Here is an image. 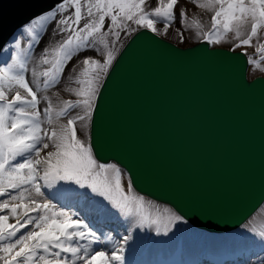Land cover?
I'll return each instance as SVG.
<instances>
[{
    "label": "snow or ice",
    "instance_id": "1",
    "mask_svg": "<svg viewBox=\"0 0 264 264\" xmlns=\"http://www.w3.org/2000/svg\"><path fill=\"white\" fill-rule=\"evenodd\" d=\"M191 2L214 13L213 31L197 33L211 38L212 43H219L231 32L239 39L236 47H240L264 35V0ZM151 3L152 0H61L24 27L30 37L29 48L39 45L52 23L53 35L60 37L54 47L41 50L40 70L32 68L29 75V66L20 51L11 54V62L0 67V197H7L0 200V212L8 210V215H0L3 264H125V246L136 229L166 235L176 221L185 220L184 216L165 215L159 209L152 212L155 206L134 192L130 176L117 164L96 159L87 131L101 79L116 59L109 44L121 41L122 32L130 35L138 28L163 35L175 22L179 0H157L156 7ZM179 16L183 27L202 28L198 19L189 20L183 7ZM248 23L250 33L240 39L241 28ZM158 24L162 27L158 28ZM177 35L184 37L179 29ZM97 45H103V49ZM14 47L19 49L20 42ZM89 49L100 53V58L85 55L84 50ZM255 50L264 53V43H258ZM261 61L264 55L259 61L249 57V63L257 68H261ZM65 79L68 85L63 91L70 98L60 99L56 93L58 103H54L43 95V91L56 88ZM42 115L47 117V126ZM78 129L82 138L77 135ZM122 180L126 181L127 191ZM72 185L90 190L83 195L102 198L117 215L129 220L127 235L117 242H113L112 233L102 239L103 233L78 212L53 202L77 192ZM10 216L15 218L14 224L8 222ZM108 242L120 246L109 249ZM101 245L104 247L100 250L94 247Z\"/></svg>",
    "mask_w": 264,
    "mask_h": 264
},
{
    "label": "water",
    "instance_id": "2",
    "mask_svg": "<svg viewBox=\"0 0 264 264\" xmlns=\"http://www.w3.org/2000/svg\"><path fill=\"white\" fill-rule=\"evenodd\" d=\"M61 0H0V54L16 32ZM245 51L190 46L150 29L127 40L95 99L96 159L195 228L224 234L264 204V75ZM211 225V226H209Z\"/></svg>",
    "mask_w": 264,
    "mask_h": 264
},
{
    "label": "rangeland",
    "instance_id": "3",
    "mask_svg": "<svg viewBox=\"0 0 264 264\" xmlns=\"http://www.w3.org/2000/svg\"><path fill=\"white\" fill-rule=\"evenodd\" d=\"M177 5L176 9L179 7V11L182 7L187 10L189 20L193 18L198 19L202 28L199 30L196 28L189 29L181 25V27L185 30L184 37L181 39L177 35L178 28L176 24L173 23L172 26L169 27V30L172 29L173 31H167V33L161 36L183 47L190 46L204 40V36L198 35L197 33L198 31L206 33L205 27H208L210 24L211 17L214 13L212 11L199 8L196 4H193L191 0H179ZM156 6L157 0L151 3V7ZM178 21L180 22V19ZM24 27H22L20 31L14 35L13 39L15 40L12 39V41L4 48V51L0 56V67H3L5 63L11 62V54H14L17 51H20L21 53L23 52L20 48H15L14 45H16L17 40L22 34L26 35ZM157 27L160 28L162 25L158 24ZM250 29V23L244 25L241 28L242 35L240 38L249 34ZM262 39H264V35H261L259 41H257L256 38H253L252 44L241 45L240 47H236V45L239 44V39L235 38L234 33L231 32L228 33L224 39L220 40L219 43H212L211 38L207 40L211 42L212 46L219 44L223 47H231V49L234 50L245 51L249 57L259 61L264 53H258L255 49L257 44ZM29 42L30 40L25 42V45L23 46L24 51L27 53L32 50V48H29ZM90 56L100 58L99 54H90ZM251 74H256L254 77L257 75H264V61H261V68H257L254 64L249 63L248 75L252 78ZM54 114L55 112L51 115ZM45 126H47V124H45ZM87 131L89 134V126ZM78 136H81V133ZM46 151L47 150H45V153ZM45 153H42V155ZM71 187L77 188L78 191L71 193L65 198V200L61 201L60 199H53L52 197L49 198L53 199V202L58 204L60 207H66L70 211L78 212L81 218L88 220L90 224L101 233L104 234L106 231L105 236L102 235V239H105L108 233H112L113 242H117L120 240L122 235H127L126 229L130 226L129 220L125 219L122 215H117L114 210L107 206L106 202H102V198L96 197L94 194L83 195L86 191L90 193V190L79 189V187L75 185H72ZM125 190L127 191L126 187ZM133 190L135 193L144 196L146 200L153 203L155 207L151 209L152 212L159 209V211L165 215L170 213L179 215L169 205L140 194L136 192L134 188ZM3 199H7V197H0V200ZM165 209H168L169 212L165 213ZM0 215H8V210L0 212ZM252 217L253 220H250ZM252 217L245 222L242 228L224 234L210 233L195 228L185 220L176 221L171 231H169L166 235L163 234V232L157 234L154 230L136 229L133 232V239L127 244L129 250L126 257L129 260L128 264H139L141 258L147 254H149L151 259L155 261L160 259L164 264H169L172 261L179 262V264H193L196 262V259H200L203 256L210 254L213 250L212 248H223L225 259L235 258L236 256H234V254H238V256H240L241 252L245 253V255H252L257 251V249L264 248L262 245L264 242V235H261V233H264V204ZM13 220H15V218L10 216L8 222L12 223ZM100 224H103L104 228L100 227ZM245 225H247V227H245ZM113 242H108L107 248L110 249L113 246L118 245V243L114 244ZM94 247L97 250H100L104 246L101 245ZM177 257H180V259L177 260ZM236 260H238V258ZM235 263L236 262H233V264ZM0 264H3V262L0 261ZM256 264H264V259Z\"/></svg>",
    "mask_w": 264,
    "mask_h": 264
},
{
    "label": "bare ground",
    "instance_id": "4",
    "mask_svg": "<svg viewBox=\"0 0 264 264\" xmlns=\"http://www.w3.org/2000/svg\"><path fill=\"white\" fill-rule=\"evenodd\" d=\"M154 1L155 0H152V3ZM69 11H72V10H69ZM179 12L180 11H179V7H178L176 9V17L177 18H176L174 23L176 24L177 28L184 33L185 30L181 27V23L178 21L180 19ZM129 23L131 24L132 22H129ZM107 26H108V21L106 20V28H107ZM54 27H55L54 23L50 24V26L47 27L46 34L43 35L42 39L39 42V45L38 46L34 45L32 47V50L29 53L25 52L23 49L25 42L30 40L29 36L27 34L26 35L22 34L19 37V39L17 40L20 42L19 48L23 51L21 54L23 55L24 53H27V56L23 55V58L26 60L28 66H29V73H28L29 75H30L32 68H35L37 71H39L40 68L42 67V66L38 65V59H39V55L41 54V50L44 49L46 46L54 47L56 45V43L59 41L60 37L53 35V28ZM132 27H138V26H136L135 24H132ZM19 31H20V29L17 32H19ZM168 31L172 32L173 30L168 29ZM132 35H133V33H131L129 35V34H125V32H122L121 33V41H118L114 46L109 44V47L113 48L114 52L116 53V56L118 55V53L121 51V49L123 48V46L125 45L127 40ZM12 39H13V37H12ZM13 40H15V39H13ZM109 40H111V37H109ZM97 47L100 49H103V45H97ZM84 54L85 55H90V54H99L100 55V53H98L94 50H90V49L84 50ZM28 57H31V59H28ZM254 75H256V74H251L252 77H254ZM105 76L102 77L101 83H102ZM67 85H68V81H67V79H65L62 81L61 85L57 86L56 88L43 91V95L51 97L53 99L54 103H58L57 96L55 95L56 93H59L60 99L70 98L69 94L63 91V88L66 87ZM34 90H36V89H34ZM38 94H40L39 90H38ZM44 106L45 105L42 102L40 107L43 108ZM52 116H53V118H55V114ZM42 120H44L45 124H47L46 123V121H47L46 116L42 115ZM45 124H44V126H45ZM79 134H80V131L78 129L77 135H79ZM122 172L124 174H126L127 176H129L125 170L122 169ZM123 183H125V187L127 188L126 181H123ZM250 220H253V217ZM244 224L241 227H239L238 229L242 228L244 226ZM190 225H192V224H190ZM99 226L104 228L103 224H100ZM192 226L195 227L194 225H192ZM105 234H106V231L104 232L103 235L105 236ZM262 245L264 246V242L262 243ZM119 246H120L119 244L117 246L115 245V247H119ZM212 249L213 250L211 251L210 254L205 255L200 259H196V262H194L193 264H233V262H236L235 264H239V263L240 264H256V263L260 262L262 259H264V252H263L264 248L257 249V251L252 255L251 254L245 255V253H243V252L240 253V256H238V254H234V256H236V257L232 258V259H225L223 248L222 249L221 248H212ZM128 253H129V250H128V247L126 245L125 246V252H124L125 264L129 263V260L126 258ZM237 258H238V260H236ZM178 259H180V257H177V260ZM139 264H164V263L160 259H158L157 261L151 259L149 257V254H147L143 258H141V261ZM169 264H179V262L172 261Z\"/></svg>",
    "mask_w": 264,
    "mask_h": 264
},
{
    "label": "trees",
    "instance_id": "5",
    "mask_svg": "<svg viewBox=\"0 0 264 264\" xmlns=\"http://www.w3.org/2000/svg\"><path fill=\"white\" fill-rule=\"evenodd\" d=\"M205 29H206V33H209V32H212V28H211V22H210V24L208 25V27L206 26L205 27ZM247 36V35H246ZM246 36L245 37H243V38H240V39H244V38H246ZM239 41V40H238ZM261 42H264V39H262L259 43H261ZM216 46H221V45H216ZM231 48V47H230ZM12 223H15V220H13L12 221Z\"/></svg>",
    "mask_w": 264,
    "mask_h": 264
},
{
    "label": "clouds",
    "instance_id": "6",
    "mask_svg": "<svg viewBox=\"0 0 264 264\" xmlns=\"http://www.w3.org/2000/svg\"><path fill=\"white\" fill-rule=\"evenodd\" d=\"M17 33V32H16ZM14 37V36H13ZM211 43V42H210ZM228 48H230V47H228ZM248 55V54H247ZM248 60H249V56H248Z\"/></svg>",
    "mask_w": 264,
    "mask_h": 264
}]
</instances>
